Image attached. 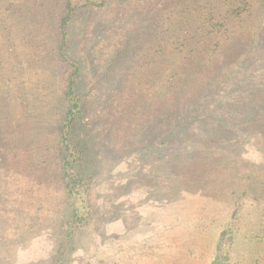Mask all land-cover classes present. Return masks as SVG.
Listing matches in <instances>:
<instances>
[{
	"label": "rangeland",
	"instance_id": "rangeland-1",
	"mask_svg": "<svg viewBox=\"0 0 264 264\" xmlns=\"http://www.w3.org/2000/svg\"><path fill=\"white\" fill-rule=\"evenodd\" d=\"M101 1L0 0V264H264V0Z\"/></svg>",
	"mask_w": 264,
	"mask_h": 264
},
{
	"label": "trees",
	"instance_id": "trees-1",
	"mask_svg": "<svg viewBox=\"0 0 264 264\" xmlns=\"http://www.w3.org/2000/svg\"><path fill=\"white\" fill-rule=\"evenodd\" d=\"M106 0H102L101 3H99V6L101 4H103ZM72 11V9H70V6H68V12ZM70 20V14L66 15L63 19H62V24L60 25V28L62 30V37H64L66 35V31H65V26L67 25V23ZM58 54L60 57L64 58V52H63V45L60 46L59 50H58ZM78 71V68L75 67L74 72L72 74V77L69 79V83L67 84V89H66V93L65 96L68 100V111L65 115V122H64V126H63V135L61 137V141H62V146L63 149L66 153V156L64 157L63 161H62V166L65 172V176L67 177V187L70 193H73L74 195L78 196V201L80 203H84L85 202V197H86V189L80 184V181L76 178V175L73 173V167L72 164L69 160V158L72 156V148L69 145L68 142V136L71 130V127L74 123L75 117L77 115H79L80 113V107H79V99L77 96H75L74 94V76L76 75ZM80 208H82V205L80 206ZM84 222V219H79V224H82Z\"/></svg>",
	"mask_w": 264,
	"mask_h": 264
}]
</instances>
